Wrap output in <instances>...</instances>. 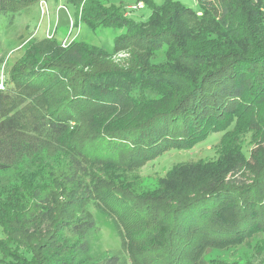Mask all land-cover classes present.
Segmentation results:
<instances>
[{
	"label": "trees",
	"instance_id": "1",
	"mask_svg": "<svg viewBox=\"0 0 264 264\" xmlns=\"http://www.w3.org/2000/svg\"><path fill=\"white\" fill-rule=\"evenodd\" d=\"M38 1L0 0V14ZM51 1L74 7L73 26L124 33L111 51L32 40L4 80L0 173L18 175L0 186V264H206L233 246L226 264H264V0H163L144 22L98 0ZM215 132L216 157L137 191L145 164ZM90 205L121 242L95 263Z\"/></svg>",
	"mask_w": 264,
	"mask_h": 264
},
{
	"label": "rangeland",
	"instance_id": "2",
	"mask_svg": "<svg viewBox=\"0 0 264 264\" xmlns=\"http://www.w3.org/2000/svg\"><path fill=\"white\" fill-rule=\"evenodd\" d=\"M106 5H112L124 9L123 16L135 21H146L152 11L151 6H160L163 0H98ZM182 6L197 11L199 9L196 0H173ZM42 3H45L42 6ZM141 4V7L138 5ZM15 13L0 14V83L8 76L10 70L22 57L23 50L32 40L39 41L45 38L55 41L61 48H67L71 43L81 42L85 46L102 48L111 51L116 37L122 35L124 30L111 28H97L92 31L84 23L73 26L75 20V9L71 5H66L63 1L54 2L51 0H40L25 7H19ZM73 26V27H72ZM66 40V41H65ZM65 41V42H64ZM123 52V51H121ZM126 57L114 62L123 66L130 58L129 52L125 51ZM160 55V54H159ZM158 56L156 61H161ZM229 130L231 141H235L233 136H238L242 132L239 127L234 132ZM233 132V136L231 133ZM225 133L215 132L196 145L193 149L177 152L170 150L160 158L145 164L140 170V176L136 184L137 191H152L158 187L159 179L164 177L167 171L180 162H194L204 159H213L216 146L222 141ZM233 137V138H232ZM252 136L243 134L239 138L238 144L245 149L251 147ZM237 145V143H234ZM40 168V167H38ZM18 175V174H17ZM15 172L0 173V186L15 183L17 180ZM238 180L244 181V177ZM18 184V183H17ZM94 222L98 228L97 233L90 241L89 257L92 263L102 260L104 257L118 253L121 249L120 238L110 218L99 214L92 205L88 207ZM110 219V220H109ZM2 230L0 228V238ZM235 247L228 249H209L206 252V264H222L234 262Z\"/></svg>",
	"mask_w": 264,
	"mask_h": 264
},
{
	"label": "built area",
	"instance_id": "3",
	"mask_svg": "<svg viewBox=\"0 0 264 264\" xmlns=\"http://www.w3.org/2000/svg\"><path fill=\"white\" fill-rule=\"evenodd\" d=\"M44 5H45V3H42V6H44ZM138 6L141 7V4H139ZM124 57H126V54L124 52H118V53L114 54L111 59L113 62H117ZM3 90H4V85H3V83H0V91H3Z\"/></svg>",
	"mask_w": 264,
	"mask_h": 264
}]
</instances>
